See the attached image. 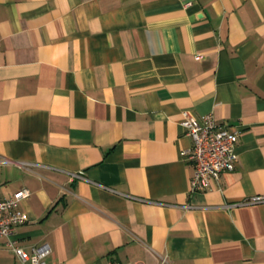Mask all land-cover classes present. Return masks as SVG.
Returning <instances> with one entry per match:
<instances>
[{
    "label": "crops",
    "instance_id": "0c3cea01",
    "mask_svg": "<svg viewBox=\"0 0 264 264\" xmlns=\"http://www.w3.org/2000/svg\"><path fill=\"white\" fill-rule=\"evenodd\" d=\"M183 112L238 131L189 190ZM45 264H264V0H0V199ZM0 264H22L0 235Z\"/></svg>",
    "mask_w": 264,
    "mask_h": 264
},
{
    "label": "built area",
    "instance_id": "2783aa9c",
    "mask_svg": "<svg viewBox=\"0 0 264 264\" xmlns=\"http://www.w3.org/2000/svg\"><path fill=\"white\" fill-rule=\"evenodd\" d=\"M183 1L185 4H191L195 0ZM179 124L192 139V145L186 152L187 159L194 167L189 180V190L206 191L218 186L220 175L235 168L238 131L229 129L225 123H218L212 114L198 117L183 112ZM29 194L28 188L21 187L10 196L0 199V235L4 238V244L22 264H45V257L51 252L48 243L34 245L29 251H25L18 245L14 235L15 226L27 219L19 204ZM259 202H264V194H257L230 205ZM158 264H167L166 257L162 256Z\"/></svg>",
    "mask_w": 264,
    "mask_h": 264
}]
</instances>
